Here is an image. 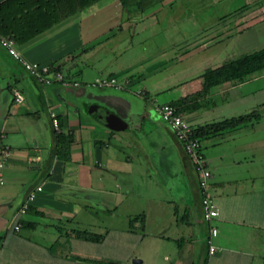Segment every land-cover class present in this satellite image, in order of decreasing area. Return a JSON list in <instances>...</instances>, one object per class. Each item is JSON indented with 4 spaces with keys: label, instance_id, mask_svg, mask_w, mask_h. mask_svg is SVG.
Instances as JSON below:
<instances>
[{
    "label": "crops",
    "instance_id": "crops-1",
    "mask_svg": "<svg viewBox=\"0 0 264 264\" xmlns=\"http://www.w3.org/2000/svg\"><path fill=\"white\" fill-rule=\"evenodd\" d=\"M157 6L135 11L120 0H97L15 45L26 62L59 65L75 86L37 84L0 47V147L9 150L0 185V264H130L134 258L140 264H263L264 68L233 82L223 66L227 58L199 60L206 44L196 47L195 36L181 45L161 33L167 42L146 52L143 17ZM233 18L237 32L264 22V2ZM108 76L128 83L121 90L89 86ZM201 90L208 92L199 108L180 113L192 128L254 109L259 114L251 124L200 140L217 208L211 254L193 168L153 110ZM50 114L58 133L72 136L66 161L51 156ZM35 187L25 213L15 216ZM73 230L103 237L87 242Z\"/></svg>",
    "mask_w": 264,
    "mask_h": 264
},
{
    "label": "trees",
    "instance_id": "trees-1",
    "mask_svg": "<svg viewBox=\"0 0 264 264\" xmlns=\"http://www.w3.org/2000/svg\"><path fill=\"white\" fill-rule=\"evenodd\" d=\"M95 1L97 0H2L0 2V36L10 38L15 45H21L67 17L81 12ZM120 1L123 5L128 3L133 4L132 8L135 11H143L147 6L161 0ZM70 57L75 58L76 56L69 55V59ZM50 65L54 69H51L52 71L61 70L59 65ZM223 66L228 74L232 76L233 82H242L249 75L256 74L264 68V47L229 60ZM207 92L206 90H201L187 94L169 104L176 107L179 113L191 112L199 108V105L202 104V101L199 100ZM258 118L259 114L254 109L241 115L224 118L193 128V136L202 140L208 135L219 134L246 124H251ZM53 137L54 146L51 156L60 160H68L72 136L70 134L53 132ZM131 221L132 219H130L129 223ZM72 235L77 239L93 243L99 242L103 237L102 234H94L85 230H73Z\"/></svg>",
    "mask_w": 264,
    "mask_h": 264
},
{
    "label": "rangeland",
    "instance_id": "rangeland-1",
    "mask_svg": "<svg viewBox=\"0 0 264 264\" xmlns=\"http://www.w3.org/2000/svg\"><path fill=\"white\" fill-rule=\"evenodd\" d=\"M263 2L264 0H161L154 2V6L158 5V10H154L157 12L143 17V47L147 52L158 44L164 45L167 39L162 38L168 35L178 39L181 45L184 44L183 40L195 36L197 40L192 43H197L196 47L206 44V48L201 52L203 55L198 56L199 60H202V57L207 58L206 54H214L212 58L214 60L226 58L227 61L233 60L242 53L247 54L264 47V22L253 24L244 32H237L234 24L230 22L231 18L245 10L248 5ZM224 20H226L225 23ZM161 33H166V36H159ZM211 34L217 35L221 40L209 42L208 36ZM204 36L208 41L206 43ZM146 52L142 48L140 55ZM227 61L225 60L224 63ZM138 249L143 254V242Z\"/></svg>",
    "mask_w": 264,
    "mask_h": 264
},
{
    "label": "built area",
    "instance_id": "built-area-1",
    "mask_svg": "<svg viewBox=\"0 0 264 264\" xmlns=\"http://www.w3.org/2000/svg\"><path fill=\"white\" fill-rule=\"evenodd\" d=\"M0 47L11 58L16 60L23 71L30 76L39 85H50L57 83L61 86H75L76 82L66 78L62 70H54L50 64L31 63L23 60L15 48L14 42L8 37L0 36ZM52 69V70H51ZM127 78L116 79L115 77H96L89 86L92 87H111L113 89L121 90L127 85ZM139 93V92H138ZM12 101L19 103L22 100L21 94L16 90H11ZM153 110L158 115L159 119L164 123L174 139L181 145L182 151L187 156L196 177V188L199 197V209L202 221L208 225L207 236L205 238V246L208 254L213 253L216 249L212 245L211 240L216 235V229L210 225L217 216V208L208 192V186L212 177L208 168L206 158L203 156L200 140L193 136V128L186 123L177 112L176 107L169 103L154 104ZM49 121L52 129L58 132L57 120L53 114L49 115ZM9 156L8 147L2 145L0 147V185L2 184V169ZM40 188L35 187L34 191H30L25 195L22 203L15 212V216L25 213L27 205L32 201L35 191ZM14 217V216H13ZM12 223L13 230H18L19 223Z\"/></svg>",
    "mask_w": 264,
    "mask_h": 264
},
{
    "label": "water",
    "instance_id": "water-1",
    "mask_svg": "<svg viewBox=\"0 0 264 264\" xmlns=\"http://www.w3.org/2000/svg\"><path fill=\"white\" fill-rule=\"evenodd\" d=\"M108 123H109V125H110L111 128H115V126H114L115 123L113 122V120L108 119ZM113 123H114V125H113ZM130 264H140V261H139V259L134 258V259H132L130 261Z\"/></svg>",
    "mask_w": 264,
    "mask_h": 264
}]
</instances>
